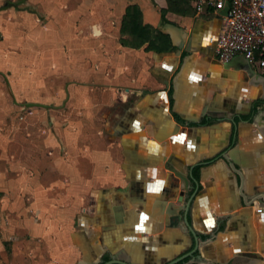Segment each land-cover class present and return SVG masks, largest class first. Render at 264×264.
<instances>
[{
    "label": "crops",
    "instance_id": "0c3cea01",
    "mask_svg": "<svg viewBox=\"0 0 264 264\" xmlns=\"http://www.w3.org/2000/svg\"><path fill=\"white\" fill-rule=\"evenodd\" d=\"M28 2L0 6V13L34 15L21 22V33L10 35L16 22L0 27L4 65L15 82L5 79L10 106L49 113L57 105L48 99L65 94L67 100H89L91 110L111 107L106 131L117 136L123 155L111 168L102 162L109 142L89 126L83 150L91 159L84 168L100 173L83 180V194L63 200L83 203L67 223L63 248L56 246L61 228L42 227L55 235L53 252L43 251L44 264H102L111 257L128 264H264V79L253 82L245 68L225 66L242 62L239 55L218 58L209 40L221 32L222 15L209 9L163 18L166 0ZM133 5L145 25L168 37L169 49L120 42L123 15ZM34 26L35 33L29 30ZM252 66L264 76V69ZM203 203L212 214L208 222ZM170 205L180 216L176 225ZM57 213L43 212L41 221Z\"/></svg>",
    "mask_w": 264,
    "mask_h": 264
},
{
    "label": "rangeland",
    "instance_id": "374dc122",
    "mask_svg": "<svg viewBox=\"0 0 264 264\" xmlns=\"http://www.w3.org/2000/svg\"><path fill=\"white\" fill-rule=\"evenodd\" d=\"M25 1L0 0V6L8 2L21 7L26 4ZM34 1L37 2L29 0L28 3ZM38 12L47 15V11ZM33 16L22 11L7 10L0 13V27L6 30L8 23L16 22L18 26L13 27L10 35L21 33L26 30L25 27H20L21 22L26 24V19L31 20ZM29 30L35 33L36 27H30ZM0 41H3L2 37ZM3 56L4 50L0 45V264H44L48 261L43 251L53 252L55 235L42 233V227L51 230L59 226L62 241L56 242V246L63 248L66 243L64 233L69 232L66 229L67 223L76 214L79 215L83 205L63 200L68 195L83 194V180L90 178L91 174L95 177V174L100 173L84 168L85 162L91 159L90 155L85 158L83 150L89 126L93 125L97 134H102L105 141L109 142L108 158L103 156L102 161L98 156L96 161L107 162L111 168L114 163L122 162L123 155L121 149L115 146L117 136L106 131L107 127L110 129L108 118H112L111 107L91 110L87 105L89 100L77 97L67 100L65 94L61 98L48 99L51 104L57 105L56 110L49 113L44 109L29 111L20 105L10 106L12 99L5 79L8 78L11 82L13 78L11 71L4 65ZM11 83L15 86V82ZM13 94L18 101L21 100V94L15 87ZM47 118H51L52 122L48 123ZM45 182L50 186H41ZM51 200L59 201V206L51 204ZM56 208L59 213L41 221L43 212ZM49 260L51 263H58L52 258Z\"/></svg>",
    "mask_w": 264,
    "mask_h": 264
},
{
    "label": "built area",
    "instance_id": "2783aa9c",
    "mask_svg": "<svg viewBox=\"0 0 264 264\" xmlns=\"http://www.w3.org/2000/svg\"><path fill=\"white\" fill-rule=\"evenodd\" d=\"M195 9L222 15L221 32L209 40L221 61L243 55L264 69V0H196Z\"/></svg>",
    "mask_w": 264,
    "mask_h": 264
},
{
    "label": "trees",
    "instance_id": "16d2710c",
    "mask_svg": "<svg viewBox=\"0 0 264 264\" xmlns=\"http://www.w3.org/2000/svg\"><path fill=\"white\" fill-rule=\"evenodd\" d=\"M167 8L162 10L163 18L167 12L182 16H192L196 13V0H166ZM122 38L125 46L139 48L147 43V50H166L170 48L169 39L159 30L143 22L141 10L133 5L126 9L121 23Z\"/></svg>",
    "mask_w": 264,
    "mask_h": 264
},
{
    "label": "water",
    "instance_id": "95a60500",
    "mask_svg": "<svg viewBox=\"0 0 264 264\" xmlns=\"http://www.w3.org/2000/svg\"><path fill=\"white\" fill-rule=\"evenodd\" d=\"M164 26H174L170 23H165L164 25H162V27ZM238 57H240L241 59H243L242 62L238 63L234 60L232 61H229L226 63V67H230V66H234V67H243L245 68L248 73L250 74V76L252 77V81L253 82H256V81H259L261 79H264V76L258 74L256 72V70L254 69V67L252 66V64L250 63V61L244 57L243 55H239ZM34 104H29L28 107L30 106H33ZM203 119L201 118L200 119V122L202 121ZM179 125H184L185 123L183 121H179L178 123ZM227 152L226 153H223L222 154V157L227 160ZM208 162H205L204 164H207ZM186 181V180H185ZM195 183H196V180L194 179ZM163 211H164V204L161 205V211H160V214H163ZM168 214L170 215L171 219H172V223L173 225H176L178 224V221L180 220V216L176 213V208H174L172 205H170V209L168 210ZM185 220H186V223L189 225V221L187 219V215H185ZM115 263H118V264H128L127 262H124V261H117L115 260L114 258H112L111 260L107 261L105 264H115ZM176 262H169L167 264H175Z\"/></svg>",
    "mask_w": 264,
    "mask_h": 264
},
{
    "label": "bare ground",
    "instance_id": "6f19581e",
    "mask_svg": "<svg viewBox=\"0 0 264 264\" xmlns=\"http://www.w3.org/2000/svg\"><path fill=\"white\" fill-rule=\"evenodd\" d=\"M160 143H162V142H160ZM158 144V143H157ZM158 146H160L159 144H158ZM157 146V149H155L154 150V148L153 149H150V148H152V146H150V148H148V150L149 151H155V152H157L158 154L160 153V151H162L159 147ZM145 152H147V151H143L142 153H140V154H142V156H148L149 154L147 153H145ZM163 153V152H162ZM151 154V153H150ZM153 160V159H152ZM151 161V160H150ZM146 170V169H145ZM144 169H143V171H145ZM154 173V172H153ZM152 173V174H153ZM147 174H149V171H145V172H143V175L145 176L146 175V177H147ZM151 174V175H152ZM140 175V174H139ZM149 176V175H148ZM153 176V175H152ZM145 178V177H144ZM144 180H146V179H144ZM148 182V181H147ZM203 205H204V203H203ZM204 211L205 212H203L204 213V217H205V219L207 218V217H210V216H212V214L208 211L209 209H208V207H207V205L205 204L204 205ZM206 221L208 222L209 221V219L207 218L206 219ZM82 222H84V220H82ZM151 226H152V222H151V220L149 221V220H146V225H145V230L146 231H149L150 229H151ZM148 229V230H147Z\"/></svg>",
    "mask_w": 264,
    "mask_h": 264
},
{
    "label": "flooded vegetation",
    "instance_id": "af4514ba",
    "mask_svg": "<svg viewBox=\"0 0 264 264\" xmlns=\"http://www.w3.org/2000/svg\"><path fill=\"white\" fill-rule=\"evenodd\" d=\"M111 259H112V257L109 258L108 260L104 261L102 264H105L107 261H109V260H111Z\"/></svg>",
    "mask_w": 264,
    "mask_h": 264
}]
</instances>
